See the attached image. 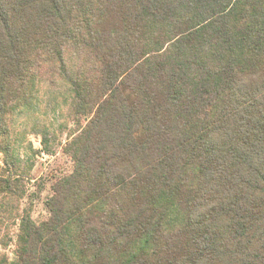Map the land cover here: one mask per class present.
Listing matches in <instances>:
<instances>
[{
  "label": "trees",
  "instance_id": "obj_1",
  "mask_svg": "<svg viewBox=\"0 0 264 264\" xmlns=\"http://www.w3.org/2000/svg\"><path fill=\"white\" fill-rule=\"evenodd\" d=\"M40 94L75 129L34 223ZM0 264H264V0H0Z\"/></svg>",
  "mask_w": 264,
  "mask_h": 264
},
{
  "label": "rangeland",
  "instance_id": "obj_2",
  "mask_svg": "<svg viewBox=\"0 0 264 264\" xmlns=\"http://www.w3.org/2000/svg\"><path fill=\"white\" fill-rule=\"evenodd\" d=\"M45 98L40 94L31 107L17 111L12 129L14 155L21 171L28 172L24 180L25 194L18 202V209L20 214H28L34 223L48 218L45 202L52 195L53 183L72 171V163L62 152L69 133L75 129L68 115L67 98L58 95L53 105ZM43 131H47V150L41 135L35 134ZM12 236L15 238V229ZM13 248L12 244L6 250L10 257Z\"/></svg>",
  "mask_w": 264,
  "mask_h": 264
}]
</instances>
